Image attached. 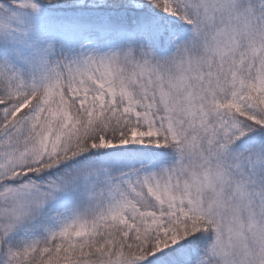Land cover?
<instances>
[{"label": "snow or ice", "instance_id": "obj_1", "mask_svg": "<svg viewBox=\"0 0 264 264\" xmlns=\"http://www.w3.org/2000/svg\"><path fill=\"white\" fill-rule=\"evenodd\" d=\"M0 264H264V0H0Z\"/></svg>", "mask_w": 264, "mask_h": 264}]
</instances>
